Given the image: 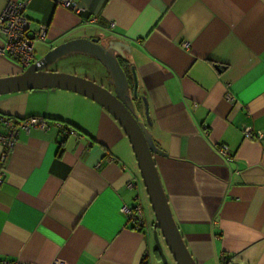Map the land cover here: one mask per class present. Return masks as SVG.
<instances>
[{
	"label": "crops",
	"instance_id": "obj_1",
	"mask_svg": "<svg viewBox=\"0 0 264 264\" xmlns=\"http://www.w3.org/2000/svg\"><path fill=\"white\" fill-rule=\"evenodd\" d=\"M9 1H29L32 29L48 28L38 60L80 38L128 46L120 61L131 89L135 69L142 122L147 101L149 131L165 153L155 157L157 168L193 259L264 264V143L244 136L246 128L264 132V0H72L80 14L62 0H0V16ZM3 42L0 35V48ZM52 70L109 88L107 71L89 57L69 56ZM23 72L0 54V78ZM0 115L44 117L85 135L78 141L55 126L19 132L0 184V260L159 264L135 155L102 106L44 89L0 96ZM223 145L230 158L219 153ZM133 180L138 190L129 187ZM136 197L147 217L143 231L122 212Z\"/></svg>",
	"mask_w": 264,
	"mask_h": 264
},
{
	"label": "water",
	"instance_id": "obj_2",
	"mask_svg": "<svg viewBox=\"0 0 264 264\" xmlns=\"http://www.w3.org/2000/svg\"><path fill=\"white\" fill-rule=\"evenodd\" d=\"M128 46L121 42L102 44L99 39L80 38L65 42L49 51L41 60L17 76L0 78V96L44 89L65 90L83 95L102 106L121 126L138 164L143 186L155 215L153 225L154 251L163 264L167 254L175 264H197L189 252L174 219L168 197L157 168L156 156H165L153 141L152 125L145 98V122L140 120L135 102L139 100L137 75L132 68L134 86L121 65ZM85 56L98 62L109 75V88L93 80L52 68L69 56Z\"/></svg>",
	"mask_w": 264,
	"mask_h": 264
},
{
	"label": "built area",
	"instance_id": "obj_3",
	"mask_svg": "<svg viewBox=\"0 0 264 264\" xmlns=\"http://www.w3.org/2000/svg\"><path fill=\"white\" fill-rule=\"evenodd\" d=\"M60 3L77 14H80L82 11L72 0H62ZM28 6L29 1H9L0 16V35L4 38L3 46L0 48V54L7 56L23 70L29 69L39 61L36 58V45L46 42L48 31L47 26L44 25H40L37 30L32 29L31 21L26 15ZM89 23L95 24L96 19H92ZM115 26L116 22L112 21L110 23V30L114 29ZM184 47L187 49V44H184ZM226 99L231 101L233 97L231 94H227ZM52 126H55L65 137L72 136L78 141L85 138L83 133L65 122H50L44 117L14 119L0 115V127L3 130L0 133V145L2 147L0 157V184L5 176V165L17 144L19 132L23 130L29 133L32 129L48 131ZM244 136L247 140L264 143V132L262 131H254L251 128H246L244 130ZM219 153L226 158L231 157L230 149L225 145L219 148ZM135 180L129 183V187L138 190V185ZM136 201V205L133 208L125 206L122 212L127 216L128 221L136 230L143 231L147 228L145 211L139 197H136ZM0 264L27 263L3 259L0 260ZM52 264H64V262L55 260Z\"/></svg>",
	"mask_w": 264,
	"mask_h": 264
},
{
	"label": "rangeland",
	"instance_id": "obj_4",
	"mask_svg": "<svg viewBox=\"0 0 264 264\" xmlns=\"http://www.w3.org/2000/svg\"><path fill=\"white\" fill-rule=\"evenodd\" d=\"M140 120L143 121V117H140ZM148 200H149V199H148ZM149 204H150V202H149ZM149 207H150V215L153 216V218L155 219V215H154V213H153V210H152V208H151V205H150ZM146 214H147V213H146ZM146 218H147V217H146ZM154 223H155V220H154ZM154 223L151 224V230H152V232H153V225H154ZM165 252H166V254H167L169 264H175V263L173 262L172 258L168 255V252H167L166 249H165ZM157 259L159 260V261L157 260V261L159 262V264H163V263L161 262V260H160L158 257H157Z\"/></svg>",
	"mask_w": 264,
	"mask_h": 264
},
{
	"label": "trees",
	"instance_id": "obj_5",
	"mask_svg": "<svg viewBox=\"0 0 264 264\" xmlns=\"http://www.w3.org/2000/svg\"><path fill=\"white\" fill-rule=\"evenodd\" d=\"M121 62V61H120ZM121 65H122V62H121ZM70 125V124H69ZM71 126V125H70ZM73 127V126H72ZM74 128V127H73ZM156 253V252H155ZM156 255L158 256V254L156 253ZM158 258H159V256H158ZM144 264H147V263H144Z\"/></svg>",
	"mask_w": 264,
	"mask_h": 264
}]
</instances>
